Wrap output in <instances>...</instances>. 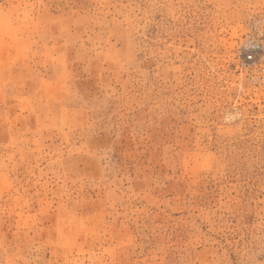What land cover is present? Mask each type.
I'll return each instance as SVG.
<instances>
[{
	"label": "rangeland",
	"instance_id": "obj_1",
	"mask_svg": "<svg viewBox=\"0 0 264 264\" xmlns=\"http://www.w3.org/2000/svg\"><path fill=\"white\" fill-rule=\"evenodd\" d=\"M0 264H264V0H0Z\"/></svg>",
	"mask_w": 264,
	"mask_h": 264
},
{
	"label": "built area",
	"instance_id": "obj_2",
	"mask_svg": "<svg viewBox=\"0 0 264 264\" xmlns=\"http://www.w3.org/2000/svg\"><path fill=\"white\" fill-rule=\"evenodd\" d=\"M253 57L254 56L252 54H249V56H248L249 59H253Z\"/></svg>",
	"mask_w": 264,
	"mask_h": 264
}]
</instances>
